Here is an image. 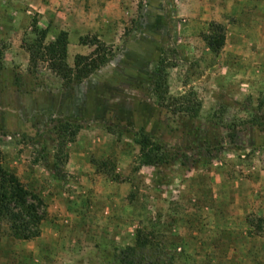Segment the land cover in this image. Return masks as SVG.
Listing matches in <instances>:
<instances>
[{"label": "rangeland", "instance_id": "374dc122", "mask_svg": "<svg viewBox=\"0 0 264 264\" xmlns=\"http://www.w3.org/2000/svg\"><path fill=\"white\" fill-rule=\"evenodd\" d=\"M256 1L47 0L44 15L0 0V165L45 208L36 237L0 226V264H112L114 248L139 231L194 264H264ZM33 20L48 27L47 41L67 31L71 66L93 48L80 36L96 35L113 56L81 80L30 66ZM60 120L82 127L57 135ZM141 130L169 147L209 148V161L140 166Z\"/></svg>", "mask_w": 264, "mask_h": 264}, {"label": "trees", "instance_id": "16d2710c", "mask_svg": "<svg viewBox=\"0 0 264 264\" xmlns=\"http://www.w3.org/2000/svg\"><path fill=\"white\" fill-rule=\"evenodd\" d=\"M31 25L36 38L26 47L29 65L35 67L38 61L44 62L51 72L63 80L71 81L73 77L79 80L84 79L113 56L111 48L96 35L80 36V44L90 45L93 48L88 54H75L71 66L67 62V31L60 29L52 40L47 41L48 27H38L34 20ZM223 43L224 37L221 36L216 49H220ZM159 73L161 74L162 71ZM163 83L161 76L156 86L163 87ZM192 96L195 95L192 94ZM189 103L197 104L198 102H195L192 97ZM58 123L59 133L57 135L70 129L71 138L82 127L81 124L68 121L60 120ZM133 141L139 146L137 159L140 166L157 168L163 163L184 165L188 163L187 161H191L190 165L194 167L209 161L205 155L210 151L209 148L201 151L194 145L189 148L169 147L152 134L142 130L134 132ZM188 150H192L193 153L189 155ZM44 215L45 208L42 199L28 190L14 171L7 170L0 165V226L6 223L9 235L26 240L39 235ZM142 233L139 231L132 245L114 248L112 264H194L185 257L179 256L173 248L169 249L158 242L143 238Z\"/></svg>", "mask_w": 264, "mask_h": 264}, {"label": "crops", "instance_id": "0c3cea01", "mask_svg": "<svg viewBox=\"0 0 264 264\" xmlns=\"http://www.w3.org/2000/svg\"><path fill=\"white\" fill-rule=\"evenodd\" d=\"M50 1H54V0H50ZM77 1V0H75ZM249 3H245V5H251L253 6H257L258 2L256 0H249ZM26 5L29 6V8H35L36 11H40L42 12V14L45 15V11L47 12L46 9H48L49 3H47V0H25ZM75 164V163H74Z\"/></svg>", "mask_w": 264, "mask_h": 264}]
</instances>
